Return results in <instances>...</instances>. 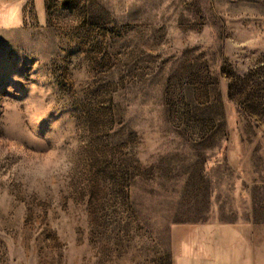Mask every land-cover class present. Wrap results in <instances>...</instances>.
<instances>
[{"label": "rangeland", "instance_id": "rangeland-1", "mask_svg": "<svg viewBox=\"0 0 264 264\" xmlns=\"http://www.w3.org/2000/svg\"><path fill=\"white\" fill-rule=\"evenodd\" d=\"M210 222L264 242V0H0V264H178Z\"/></svg>", "mask_w": 264, "mask_h": 264}, {"label": "crops", "instance_id": "crops-1", "mask_svg": "<svg viewBox=\"0 0 264 264\" xmlns=\"http://www.w3.org/2000/svg\"><path fill=\"white\" fill-rule=\"evenodd\" d=\"M177 257L178 264H264V242L238 224H195L180 237Z\"/></svg>", "mask_w": 264, "mask_h": 264}]
</instances>
